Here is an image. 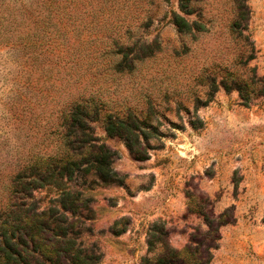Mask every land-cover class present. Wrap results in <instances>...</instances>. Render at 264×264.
<instances>
[{
  "label": "rangeland",
  "instance_id": "1",
  "mask_svg": "<svg viewBox=\"0 0 264 264\" xmlns=\"http://www.w3.org/2000/svg\"><path fill=\"white\" fill-rule=\"evenodd\" d=\"M253 73L264 79V0H0V264H46L36 231L66 264L59 232L25 218L61 190L81 202L60 227L95 264L158 256L155 225L202 252L205 218L229 221L213 264H264ZM101 146L119 182L93 170Z\"/></svg>",
  "mask_w": 264,
  "mask_h": 264
},
{
  "label": "trees",
  "instance_id": "2",
  "mask_svg": "<svg viewBox=\"0 0 264 264\" xmlns=\"http://www.w3.org/2000/svg\"><path fill=\"white\" fill-rule=\"evenodd\" d=\"M184 9L185 7L182 6ZM238 25L237 23L233 24V27ZM246 86H250L252 88L251 94H254L255 88H258V95L264 96V79L261 77H257L255 73L251 77L245 81ZM223 87L228 90L229 87L225 83ZM238 90L240 98L244 105L250 104V95H243L242 89L240 87H235ZM129 150L132 151V145H126ZM101 156H95L93 170L96 172L98 178L104 184H112L119 181H116L117 173L112 170L109 166V157L111 151L107 149L105 146H101ZM57 207H51L47 211H42L39 214L25 217L26 219H30L31 223L34 224L36 220L44 221L47 220L46 223L41 225V228L50 231V232H59L57 236H61L64 238V243L67 245V248L63 250L61 253L63 254V258L66 264H95L97 261V257H94L92 254L85 253L76 247V240L72 237L74 235V231L72 229L73 223L68 224L66 228L60 227L59 218H65L69 215H74L79 206H77L78 202H81L77 198H74L73 193L66 190H61L59 193V199H57ZM59 217L57 214H59ZM227 214L224 213L220 215L217 219L222 220V218L226 217ZM33 219H32V218ZM232 221H234L232 219ZM205 222L207 224L208 230L203 234L202 243V252H199V242L194 241V237H191L189 245H187L182 250H177L170 248L165 243L166 233L163 231L160 225H155L153 231L148 234L147 244L148 250L147 253L157 252L158 256L154 258L143 257L141 259L140 264H213L212 259V251L218 248V241L220 240L219 229L222 224L227 223L229 221L224 220L220 223H217L216 227H213V223L205 218ZM63 224V221H62ZM38 226V222H35V227ZM40 226V225H39ZM35 236L39 238L40 244V256L45 261L46 264H58V256H60V252L56 248H54L50 244H46L43 242L42 237H40V233L36 231ZM68 236H71L67 238ZM208 241V243H207ZM156 245L160 246V249H156ZM201 254V255H199Z\"/></svg>",
  "mask_w": 264,
  "mask_h": 264
}]
</instances>
